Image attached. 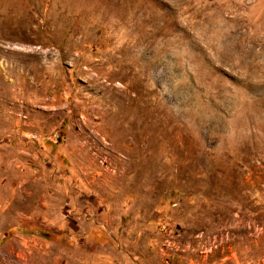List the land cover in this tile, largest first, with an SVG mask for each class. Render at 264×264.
Segmentation results:
<instances>
[{
	"label": "rangeland",
	"instance_id": "obj_1",
	"mask_svg": "<svg viewBox=\"0 0 264 264\" xmlns=\"http://www.w3.org/2000/svg\"><path fill=\"white\" fill-rule=\"evenodd\" d=\"M0 264H264V0H0Z\"/></svg>",
	"mask_w": 264,
	"mask_h": 264
}]
</instances>
